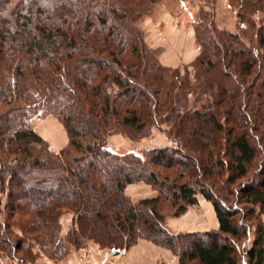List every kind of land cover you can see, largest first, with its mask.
Wrapping results in <instances>:
<instances>
[{
    "label": "trees",
    "instance_id": "1",
    "mask_svg": "<svg viewBox=\"0 0 264 264\" xmlns=\"http://www.w3.org/2000/svg\"><path fill=\"white\" fill-rule=\"evenodd\" d=\"M158 1L0 0V252L9 259L146 239L178 264H264V0H227L236 32L219 28L216 0H204L184 74L159 61L138 26ZM49 112L67 135L58 152L31 127ZM159 120L175 146L143 157L105 146L110 132L140 138ZM138 181L156 195L132 201L124 190ZM199 194L218 228L170 232L166 217Z\"/></svg>",
    "mask_w": 264,
    "mask_h": 264
},
{
    "label": "crops",
    "instance_id": "2",
    "mask_svg": "<svg viewBox=\"0 0 264 264\" xmlns=\"http://www.w3.org/2000/svg\"><path fill=\"white\" fill-rule=\"evenodd\" d=\"M223 2L225 0H217ZM217 5V3H216ZM216 11V10H215ZM157 26L153 29L150 37L162 38L166 41L167 44L170 43L169 35L172 32H175L173 29L172 23H175V18L177 16H172L168 13H161L157 16ZM179 17V16H178ZM215 23L219 28L236 32V17H232L229 25L222 26L217 22V13H215ZM161 25V26H160ZM176 31L179 33L178 39L181 37L180 52L170 53L165 48L164 43H158L157 46H160L163 52L159 54V61L169 67H178L183 64H190L195 56L198 53V45L194 37V29L192 24L189 26H181ZM177 39V40H178ZM145 40L149 46L151 44L145 37ZM172 42V41H171ZM170 46V45H169ZM152 47V46H151ZM172 47V46H171ZM187 47L189 49L193 48L194 52L189 51V53H184L183 49ZM173 51V49L171 50ZM168 52V53H166ZM33 121V120H32ZM31 121V122H32ZM60 123V122H59ZM61 124V123H60ZM62 125V124H61ZM33 127V126H32ZM63 127V125H62ZM64 128V127H63ZM36 131V129H35ZM65 131V130H64ZM41 135L45 140L48 141L50 149L54 152H58L67 142V135L64 139L62 145L53 146L51 145V140L44 137L41 133L36 131ZM66 134V133H65ZM136 186L134 184H129L125 188V193L133 201L144 197H152L155 195V191L150 188L147 196L135 197L128 192V189ZM72 213L65 211L61 217V234H64L68 229V226L71 222ZM262 220L264 221V213H262ZM165 224L170 232H199V231H208L215 230L218 228V220L216 217L215 209L211 201L207 200L203 195L199 194L197 196V202L195 204L189 205L187 209L178 216H167ZM179 257L169 248L154 244L153 242L146 239H138V241L127 248L126 250H119L113 252L109 248L100 247L97 243L92 240H88L84 245L80 247H72L60 259H53L45 254H39L34 260L27 261L25 263H17L14 260L9 259L5 254L0 252V264H178Z\"/></svg>",
    "mask_w": 264,
    "mask_h": 264
},
{
    "label": "rangeland",
    "instance_id": "3",
    "mask_svg": "<svg viewBox=\"0 0 264 264\" xmlns=\"http://www.w3.org/2000/svg\"><path fill=\"white\" fill-rule=\"evenodd\" d=\"M217 3V5H216ZM215 3V13H217V22L218 24L222 26L229 25V22L231 21L232 17H235L234 10L228 6V1L225 0L224 3L219 1V3L216 0ZM199 6H203L204 8L208 9V5L205 4L204 0H160L158 1L150 13L144 15L139 21L138 26L143 32L144 38L148 40V42L151 44L152 48H160V46H157L158 43H164L165 48L170 53H176L178 54L180 52L181 42H175L180 41L182 36L178 39L179 33L176 31L178 30L182 25L189 26V24L194 23L195 17H196V11ZM161 13H168L172 16H177V19L175 18V23L173 22V29L175 32H172L168 34L170 43L167 44L166 41L162 40V38L159 40V38L150 37V34L152 33L155 26H157V16ZM179 16V17H178ZM161 26V25H160ZM178 39V40H177ZM146 41V40H145ZM172 41V42H171ZM170 45V46H169ZM150 46V47H151ZM172 46V47H171ZM173 49V51H171ZM189 51L194 52V49L184 47L183 52L189 53ZM199 51V46H198ZM163 51L159 49V54H161ZM166 52V53H168ZM158 54V56H159ZM188 65V69L191 70L189 64H183L181 66H178L181 73L184 74V66ZM173 68V67H172ZM189 101H191L192 96L188 95ZM33 120V121H32ZM31 127L39 133H41L44 137L51 140V145L53 146H59L62 145L64 142V139L66 137L65 129L62 127V125L59 123V120L55 117V115L51 112L43 115H36L31 119ZM169 128V125L161 120L156 122L151 127V131L147 136H143L140 138H132L129 136V134L126 132L121 131H115L110 132L106 136L105 140V146L110 149L111 151L115 152L119 155H124L127 153H135L139 156L143 157V154L146 150L155 148V147H162V146H175V143L172 139H170L167 135V130ZM50 148V146H49ZM136 186L131 187L128 189V192L132 195H135V197L140 196H147L149 193L150 188L154 190L150 184L138 181L134 183ZM129 185V184H128ZM126 188V187H125ZM125 191V190H124ZM155 195H156V190ZM133 201V200H132ZM262 217V214H261ZM254 231V228H251V233ZM243 259V256H241Z\"/></svg>",
    "mask_w": 264,
    "mask_h": 264
},
{
    "label": "water",
    "instance_id": "4",
    "mask_svg": "<svg viewBox=\"0 0 264 264\" xmlns=\"http://www.w3.org/2000/svg\"><path fill=\"white\" fill-rule=\"evenodd\" d=\"M113 252H117L118 250H112ZM241 264H246L245 260H242Z\"/></svg>",
    "mask_w": 264,
    "mask_h": 264
}]
</instances>
